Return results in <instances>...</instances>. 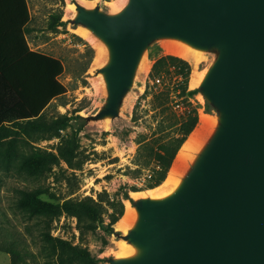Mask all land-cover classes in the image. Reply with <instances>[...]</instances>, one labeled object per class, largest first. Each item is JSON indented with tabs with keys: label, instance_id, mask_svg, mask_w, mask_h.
<instances>
[{
	"label": "water",
	"instance_id": "1",
	"mask_svg": "<svg viewBox=\"0 0 264 264\" xmlns=\"http://www.w3.org/2000/svg\"><path fill=\"white\" fill-rule=\"evenodd\" d=\"M66 23L105 56L93 75L100 105L81 126L122 118L150 49L178 42L204 55L195 90L210 129L166 193L129 197L134 217L108 226L129 248L107 264H264V0H124L118 9L70 0Z\"/></svg>",
	"mask_w": 264,
	"mask_h": 264
},
{
	"label": "rangeland",
	"instance_id": "2",
	"mask_svg": "<svg viewBox=\"0 0 264 264\" xmlns=\"http://www.w3.org/2000/svg\"><path fill=\"white\" fill-rule=\"evenodd\" d=\"M85 1L101 2L107 9L124 2ZM27 2L29 44L62 59L65 69L59 79L66 92L52 99L45 108L43 126L26 128L14 124L0 129V224L38 253V264H54L45 256L40 235L43 228L55 238L87 247L99 264H107L102 258L116 252L120 241L108 231L110 225L118 229L119 220L117 224L109 223L114 203L122 200L126 209V201L130 202L128 199L134 193H150L158 186L150 188L148 183L159 168L156 152L175 133V117L179 120L196 110L200 120L201 112L209 115L210 111L191 85L192 63L168 52L159 43L150 49L147 61L142 64L143 70L122 118L108 124L81 126L78 114L93 112L104 96L102 83L93 75L98 65L95 64L97 47L76 27L66 23L70 0ZM58 15L59 23L52 26ZM166 54L188 61L190 73L185 74L188 68L184 64L175 63L168 71L154 75L156 58ZM104 56L105 50L100 63ZM206 59L199 63L198 71H202ZM162 109H165L163 114ZM144 142H149L153 149L149 162L139 154ZM70 148L73 153H69ZM22 190L37 191L44 199L60 205L68 199L86 196L97 200L101 193L103 208L91 229L82 235L77 217L69 212L61 210L58 215L41 219L21 208L18 202ZM0 264H10L9 254L1 249Z\"/></svg>",
	"mask_w": 264,
	"mask_h": 264
},
{
	"label": "trees",
	"instance_id": "3",
	"mask_svg": "<svg viewBox=\"0 0 264 264\" xmlns=\"http://www.w3.org/2000/svg\"><path fill=\"white\" fill-rule=\"evenodd\" d=\"M61 16L55 17L52 26L59 23ZM30 10L27 0H0V129L6 125L17 124L26 128L43 126L44 111L52 99L66 92V86L59 79L65 69L61 58L33 49L27 37ZM175 63H182L190 73V64L185 59L166 54L156 58L153 65L154 75L168 71ZM162 109L160 113H164ZM172 119L174 116H171ZM199 122L196 110L177 120L175 133L161 145L156 152L159 168L154 171L148 187L162 183L172 163L192 130ZM73 153V149H69ZM140 157L149 162L153 149L150 143L140 146ZM71 162V160H70ZM98 199L86 196L82 199H68L62 205L48 201L41 193L22 190L18 202L21 208L37 215L41 219L47 215H58L61 210L77 217L80 232L84 235L99 218L103 208L102 194ZM122 200L114 203L110 214V224H115L124 214ZM45 256L54 264H99L87 247L73 244L67 240L55 238L48 229H40ZM0 249L10 256V264H38V253L23 245L22 238L0 224Z\"/></svg>",
	"mask_w": 264,
	"mask_h": 264
},
{
	"label": "bare ground",
	"instance_id": "4",
	"mask_svg": "<svg viewBox=\"0 0 264 264\" xmlns=\"http://www.w3.org/2000/svg\"><path fill=\"white\" fill-rule=\"evenodd\" d=\"M82 1L84 2L85 0H82ZM112 7L113 9H118L120 6L113 5ZM73 9H74V5L72 3H69V6L67 8V14L69 15ZM77 29L79 33H82V35L86 36L88 39L93 41V43L96 45L97 50H98V57L95 60V64L96 65L99 64L100 58L103 57V52H104L103 46L97 43L96 40L85 29L83 28H77ZM162 46L168 52L180 55L192 63L194 68L192 71V77H191L192 79H190V81H191V85L195 86L199 82L200 78L202 77L204 73V70L198 71L196 69L199 63L205 58L204 55L178 42L164 41L162 42ZM211 125H212L211 116L207 115L206 113L201 112L200 120L197 126L192 130V132L189 134L187 139L184 141V143L180 147L172 163V166L170 167L168 171L166 178L162 181L160 185L150 190L151 194L166 193L174 187V185L177 182L178 175L181 173L182 169L185 166V161L189 153L191 152L193 147L199 142L202 136L210 129ZM139 194L140 193H134V196L139 195ZM133 217H134V210L131 206V203L129 201H126L125 212L122 215V217L119 219V221L117 222L118 224L116 223L117 224L116 226L118 227V229L125 230L130 225L131 221L133 220ZM117 247H118V250H117L118 253L126 252L129 250L128 246L123 241H118Z\"/></svg>",
	"mask_w": 264,
	"mask_h": 264
},
{
	"label": "built area",
	"instance_id": "5",
	"mask_svg": "<svg viewBox=\"0 0 264 264\" xmlns=\"http://www.w3.org/2000/svg\"><path fill=\"white\" fill-rule=\"evenodd\" d=\"M157 81H159L160 79L159 78H156Z\"/></svg>",
	"mask_w": 264,
	"mask_h": 264
}]
</instances>
